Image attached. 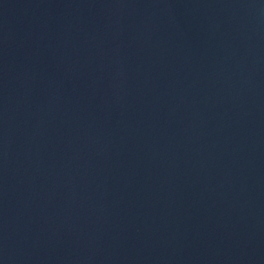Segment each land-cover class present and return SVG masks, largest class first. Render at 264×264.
Returning a JSON list of instances; mask_svg holds the SVG:
<instances>
[{
	"label": "water",
	"instance_id": "water-1",
	"mask_svg": "<svg viewBox=\"0 0 264 264\" xmlns=\"http://www.w3.org/2000/svg\"><path fill=\"white\" fill-rule=\"evenodd\" d=\"M0 264H264V0H0Z\"/></svg>",
	"mask_w": 264,
	"mask_h": 264
}]
</instances>
